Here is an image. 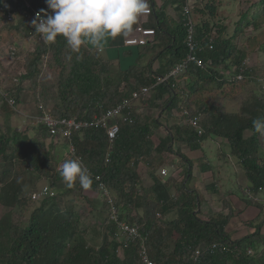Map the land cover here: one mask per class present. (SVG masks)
Here are the masks:
<instances>
[{
    "label": "trees",
    "instance_id": "1",
    "mask_svg": "<svg viewBox=\"0 0 264 264\" xmlns=\"http://www.w3.org/2000/svg\"><path fill=\"white\" fill-rule=\"evenodd\" d=\"M202 1L205 2H193L190 15L194 22L193 39L196 43L193 53L202 60L203 66L189 60L182 74L188 78L184 86L179 82L181 75L178 78L169 76L154 87L148 99L140 96L137 102L131 100L129 108H125L116 118L120 130L112 148L107 131L102 127H84L73 131L71 141L61 132L52 135L43 123L32 124L34 126L30 128L35 127L33 136H29V128L17 126H7L1 132L0 158L8 166L0 170V202L8 206L24 203L20 193L26 181V170H34L46 177L56 190V195L39 198L40 205L33 210L25 225L15 223L9 216L1 217L0 264L139 263V239L127 246L122 244V251H118L121 245L116 238L118 228L116 224L108 223V205L104 200L98 216L99 223L106 230L102 232V243L98 246L88 244L76 211L70 206L65 209L61 207L66 185L63 187L64 181L59 171L47 164L60 158L56 155L57 143H63L68 148L70 142L76 148L75 155L81 157L83 166L92 176L93 184L89 190L100 192L99 175L116 200L121 218L139 226L156 264H264V220L254 222L263 210L258 197L264 193V135L257 133L252 124L256 118H264V94L253 97L242 94L240 99L243 102L235 99L240 104L234 103L230 108L219 107L216 98V89L228 96L231 91L243 93V85L259 79L256 67L248 65L247 60L253 50L264 51V41L260 40L264 36L259 35L260 28L264 26V0L253 2L241 14L233 32L220 18L223 0ZM149 2L151 12L145 25L155 29V41L143 46L139 57L151 51L152 47L155 54L145 67L139 66L142 65L139 58L127 69L120 68L116 80L110 76V64L117 63V59L108 58L104 48L98 49L85 43L77 54L71 51L61 36L54 43H45L40 38L31 23V16L33 9H47L45 0L0 2V37L5 41L0 42V57L8 53L15 58L24 51L22 40H16L14 34H23L26 40L32 39L37 43L28 50L29 57L25 63L27 72L13 74L0 71V90L15 98L17 105L26 91V80L34 77L32 93L37 109L42 103L54 117L76 115L79 119L92 120L94 116H102L130 97L133 91L152 86L157 76L169 75L191 53L186 41L187 26L183 11L186 1ZM171 6L178 11V18L169 17L167 10ZM48 11L51 12L50 9ZM12 31V38L7 37ZM247 32L248 45L240 47L237 39ZM106 38V41L112 42L113 38ZM77 55L82 59L77 60ZM153 61L157 65H152ZM54 62L62 70L52 105L50 101H45L49 93L47 88L44 92L42 77L39 76L50 70V64ZM134 79L135 83L132 84L130 81ZM123 84L128 87L122 88ZM214 85L217 88L212 91ZM0 104L12 112L16 110V106L10 105L1 92ZM148 104L162 106L166 117L177 120L174 126L170 125L166 136L160 138L159 144L153 142L152 136L155 134L154 127L161 122L156 116H141ZM34 115H40L39 110ZM191 116L198 118L202 133L199 134L185 122ZM247 132L250 134L247 135ZM211 136L228 142V155L235 157L248 180L247 193L250 197H246L247 203L260 209L258 215L245 222L253 230L241 237L234 238L228 230L229 222L238 214L235 207H230V212L218 211L203 217L200 192L194 187L192 175L194 160L178 152L187 162L183 175L171 171L165 178H159L154 173L158 168L156 164L161 166L165 159L162 158L163 152L172 149L173 144L182 142L192 149H199ZM39 145L46 149L44 153ZM108 151L110 156L107 161ZM224 154L227 155V152ZM64 156L70 159L67 152ZM142 160L151 168L149 173L153 183L149 190L141 184L139 169ZM21 161L25 163V169L17 166ZM200 168L205 171L208 166L201 163ZM217 186L214 183L207 188L215 192L218 191ZM105 210L107 213L102 219ZM237 212L242 213L241 210ZM158 213H161V218L157 216ZM249 249L253 250V254L248 253ZM196 250L201 253L195 260Z\"/></svg>",
    "mask_w": 264,
    "mask_h": 264
},
{
    "label": "rangeland",
    "instance_id": "2",
    "mask_svg": "<svg viewBox=\"0 0 264 264\" xmlns=\"http://www.w3.org/2000/svg\"><path fill=\"white\" fill-rule=\"evenodd\" d=\"M257 0H223V4L220 6V18L223 19L225 24H227L230 32H233L235 30V24L238 22L241 14L248 9L249 6L253 2ZM201 2H205L202 1ZM145 18V17H143ZM12 34L9 33L7 37L12 38ZM240 35V34H239ZM247 34H241L238 39L237 43L240 47H246L248 45L247 41ZM259 35L264 36V26L260 28ZM237 36V35H236ZM14 37L16 40H22L23 44V52L18 57H12L8 53L5 54L3 57H0V65L1 68L0 71L2 72H12L13 74H21L26 71V60L29 57V51L30 48H34L37 43L34 42L32 39H25L26 37L23 34L17 33L14 34ZM107 39V38H106ZM106 39L103 41L104 53L109 58L117 59V64H110L111 71L110 76L113 80L118 79L117 75L120 74V68L123 70L127 69L131 64H135L139 61V51L142 49V46H126L124 44V37H117L115 39H112V42L109 40L106 41ZM0 42L5 43L4 40L0 37ZM260 40L264 41V37ZM90 46L91 44L88 43ZM93 46V45H92ZM149 51V54L146 53L144 58L140 59V63L142 65H139L141 67H145L148 65L149 60L153 57L155 54L154 47H152ZM248 64L250 66L256 67V71L258 72L257 75L259 79L253 80L249 82L248 84L243 85L242 92L231 93L228 95H224L221 92L217 91L216 85L213 87L212 91L216 89V98L217 103L219 104V107L227 108L233 106L232 104H240L238 101L236 102L235 99H240L242 97V94H249L252 95V97L255 94H259V96H263L264 94V51H257L253 50L249 53L248 56ZM152 65H157L156 61L152 62ZM51 68L50 70H46L43 75H40L39 78L42 77L41 83L43 86V90L45 92V89L47 88L48 97H45V101L49 102L53 105V95L56 93L57 90V84L60 78V72L62 68L58 65V63H52L50 64ZM188 79V78H187ZM184 75H181L179 77V82L182 86H184L188 80ZM34 77H31L26 80V91L22 94V97L17 105L16 110L13 112L8 107H4V105L0 104V134L1 132H4L7 129V126L12 127H20V128H29V136H33V133L35 131V127L31 129V126H34L32 124L36 123L34 114L37 113L38 109L35 105L34 99H33V93H32V83H33ZM115 82V81H114ZM132 84L135 83V79L130 81ZM128 85L123 84L122 88H126ZM232 90V89H230ZM238 94V95H237ZM251 97V98H252ZM60 99L58 98L57 101ZM241 103L243 102V99H240ZM159 102V101H158ZM247 102L243 103L242 105H245ZM221 104V105H220ZM241 105V106H242ZM148 106V107H147ZM146 107L143 108V111L141 112V116L144 118L150 117V116H157L159 113L164 111L162 106L156 105L153 106L152 104H148ZM201 115V114H200ZM202 116V115H201ZM176 119L171 118V126L175 125ZM160 130V129H159ZM159 130L157 131L156 135H154L153 139L154 141L159 140ZM27 131V130H26ZM247 135L250 134V132L246 133ZM264 139V137H263ZM49 142L50 140L47 139ZM40 146V145H39ZM58 146V147H57ZM56 148V155L58 154L60 156L59 159L52 160V162L49 161L47 165H51L54 170H58V166L61 162L66 160L67 158L64 157V154L67 151V146L63 143H57ZM42 152L44 153L46 151L45 148L40 146ZM172 148H176L177 152H181L185 150L187 151L189 146L182 144V142H177L173 144ZM203 151H193L190 154L199 156L198 157L203 164V160L207 161L210 160L212 162V167L215 170L217 168V172L219 174L220 179L217 182L218 191H213L207 188L206 183L210 182L212 179H205L204 184H199V189L201 193L204 196H207V203L202 204L201 211L202 214L205 216H208L210 214H215L218 211H225L230 212V207L236 209L235 213H238L236 216L231 219L229 222L228 230H230L233 233L234 238L241 237L248 232H250L251 229L249 226L245 224L247 219H253L258 213L260 212V209L258 206L250 205L247 203L246 197H250L248 195V180L245 176V173L239 166L238 161L231 156L228 155V152H230L229 144L227 141L223 140L220 137L211 136L207 139L205 146L202 149ZM204 152V154H201ZM224 152H227V155L224 154ZM175 155V153H174ZM64 157V158H63ZM178 158V157H177ZM181 157H179L180 159ZM178 159V160H179ZM215 159V160H214ZM216 163L215 161H218ZM174 163L178 166H180V162L174 161ZM205 164V163H204ZM158 167V170H160L161 166L160 164H156ZM8 166V163L6 161H3L0 158V170L2 168ZM17 166L24 167L25 169V163L20 162ZM181 168V166H180ZM200 168V165H199ZM151 168H148L145 165H141V168L139 171H141V184L144 188H147L149 190L150 188V182L151 178L149 177V171ZM201 169V168H200ZM171 168L168 169V173ZM181 171V169H179ZM27 172V170H26ZM24 173V178L26 179L24 185V188L22 192L20 193V198L24 200V203L22 205L18 206H8L3 201L0 202V219L2 216L6 215L12 218V220L21 225H25L27 221H29L30 216L33 212V210L38 207L41 203V200H34L32 199V194H34L36 191V188L39 189L44 184L50 183L46 177H42L40 173H37L36 171L32 170L31 172ZM197 172H199L197 170ZM185 173V170L181 172L183 175ZM63 187L65 186V183H63ZM66 191L64 195L61 197V207L63 209L67 207H72L73 210L76 211V213L79 215L80 223H81V230L83 229L86 233L84 234L86 240L88 241L89 245H100L102 243V232L106 230V228H102V225L99 223L100 218L98 216V212L103 209L104 202L102 196L98 192H92L91 190H84L80 187L79 183H76L75 187L68 188L65 187ZM58 194V193H57ZM211 196H215V199H212ZM258 199L261 201L262 211L260 215L256 218L254 222L259 223L260 221L264 220V193L261 194V196L258 197ZM233 205H232V204ZM229 204V205H228ZM248 208V209H247ZM238 210H241V214L237 212ZM214 212V213H213ZM107 211H104V214H102V219L106 216ZM158 217L161 218L162 215H158ZM246 218V219H244ZM101 219V220H102ZM262 235H264V226L262 227Z\"/></svg>",
    "mask_w": 264,
    "mask_h": 264
},
{
    "label": "clouds",
    "instance_id": "3",
    "mask_svg": "<svg viewBox=\"0 0 264 264\" xmlns=\"http://www.w3.org/2000/svg\"><path fill=\"white\" fill-rule=\"evenodd\" d=\"M194 1L195 0H192V6ZM0 2H4V0H0ZM45 3L48 6L47 9H41L40 11H38L34 19L31 16V23L35 28V32L40 34V38L45 43H54L58 36L63 37L71 51L77 54L80 53L81 47L85 43H90L96 48L102 49L103 41L106 39V37H111L113 39L117 37H124L126 39L128 36L135 34V29L139 24H142L146 28L154 29L153 27H147L145 25V22L148 19V15L151 11L149 0H45ZM49 9L51 10V12L48 11ZM155 35L156 31L154 35L149 39V41L143 45H126L125 40L124 44L126 46H147L150 43H154ZM13 52L14 51H12V53ZM144 57L145 55L140 58ZM76 58L77 60L82 59L80 55H77ZM0 69H2L1 65ZM185 70L178 75L169 74L162 77H166V79L169 76L178 78V76L182 75ZM158 77L159 76H157V78ZM158 84L159 82L156 81L155 83L151 84L152 86L145 87L150 88L149 93L151 94L154 87ZM133 92L131 93V96L127 98L130 100V102L131 100L137 102L138 98H133ZM4 98L6 99L5 96ZM145 98L148 99V97ZM6 101L8 102L7 99ZM17 105L15 100V104L12 106H16L17 108ZM185 122L188 123L194 129H196L197 132L200 134L199 129L192 126L191 123L188 122V119H186ZM252 124L257 133L264 135V118L258 117L252 121ZM66 152L68 154V148ZM108 152L110 153V151ZM82 163L83 162L79 160L70 158L64 160L62 165L60 166L58 170L59 175L62 177L65 185L68 188H72L77 181L79 182L80 187L84 190H88L92 187V176L89 170L84 167ZM168 167L171 168L169 172L175 171L176 175H179L183 171L182 167L180 168V166L175 164H171ZM163 169H166L165 174L162 173ZM179 169H181V171ZM160 173L161 175L166 177L169 174L168 168L162 167L160 169ZM40 188L38 190H40ZM98 193L101 195L100 192ZM158 215H161V213H158ZM108 223L114 224L109 222V220ZM120 244L121 245L118 249L119 252H121L123 249L122 243ZM248 253L253 254V250L249 249Z\"/></svg>",
    "mask_w": 264,
    "mask_h": 264
},
{
    "label": "built area",
    "instance_id": "4",
    "mask_svg": "<svg viewBox=\"0 0 264 264\" xmlns=\"http://www.w3.org/2000/svg\"><path fill=\"white\" fill-rule=\"evenodd\" d=\"M186 4L184 5V14L186 16V26H187V44L190 47L191 53L188 55V58L184 62L178 63L175 68L171 71V75H178L182 71L186 69L187 62L189 60H193L197 63L198 66H203V62L201 59L196 58L193 51L195 49V41L193 39L194 35V22L190 15L191 7H192V0H185ZM27 6H30L29 3H27ZM39 10L33 9L32 17L35 18L36 13ZM151 12V11H150ZM155 30L152 28H146L142 24H139L135 29V34L130 35L125 39L126 45H143L146 44L149 39L154 35ZM14 51V48H12ZM239 78H242L241 75L238 76ZM166 77L159 76L157 78L158 82H162L165 80ZM1 95L5 96L8 102L12 105L15 104V99L13 97H9L7 92L1 91ZM150 88L149 87H143L141 91H135L133 92V98H139L141 95L148 97L150 94ZM130 100L128 98H125L123 102L119 103L117 106L109 109L106 113H104L102 116H94V119L88 120V119H79L78 116H61V117H54L53 113L45 107L42 103L39 104L38 110L40 112V115H35V122L36 123H43L45 124L50 133L52 135H56L57 133L61 132L63 136L68 138L70 141L72 140V133L73 131L81 130L84 127H96V128H105L108 134V139L110 142V145L112 147V144L114 143L115 138L118 135V132L120 130L119 124L116 122V118L119 114L123 112L125 108H129ZM188 122L191 123L192 126L199 129V132H202V129L199 125L198 118L189 117ZM76 148L74 147L73 143L70 142L68 145V154L71 159H76L82 162L81 157H77L75 155ZM109 152L107 153L106 160H109ZM63 163V162H62ZM62 163L59 164L58 170ZM162 173H166V169L162 170ZM98 180V187L100 190V193L102 197L104 198L105 202L108 205V213H109V222L114 223L117 225V233L116 238L122 243L124 246H127L130 242L134 240H140L139 247H138V255H139V263L137 264H155V262L152 260L148 246L146 245V238H143L140 232V228L138 225H132L129 224L126 220L122 219L120 216V208L114 199V197L111 195L109 188L107 187L106 183L101 179V177L97 176ZM55 189L50 184L43 185L40 190L36 191L34 194H32L33 199H39L42 197H49L55 195ZM212 247H215L213 245ZM200 250H196L194 254V258L197 259L200 255Z\"/></svg>",
    "mask_w": 264,
    "mask_h": 264
},
{
    "label": "crops",
    "instance_id": "5",
    "mask_svg": "<svg viewBox=\"0 0 264 264\" xmlns=\"http://www.w3.org/2000/svg\"><path fill=\"white\" fill-rule=\"evenodd\" d=\"M163 0H157V2H158V4H160L161 2H162ZM167 12H168V15H169V17H171V18H178V15H179V13H178V11L175 9V7H173V6H171L168 10H167ZM156 119L158 120V121H160L161 123H159V125L157 126H155L154 128H155V134L154 135H156V133H157V131L159 130V140L158 141H154V139H153V137H154V135L152 136V140H153V142L155 143V144H159V142H160V138H162V137H165L166 136V134H167V130L168 129H170V125H171V122H170V119L168 118V117H166V115L163 113V112H161V113H159L157 116H156ZM175 143V142H174ZM205 143H206V141L203 143V146H202V148L205 146ZM201 148V147H200ZM203 151L202 149H192V148H188V150L186 151L185 150V152L184 151H182L181 150V154H185V155H187L190 159H192V160H194V165H193V167H192V175H193V177H194V187L200 192V198H201V202H202V204H206L207 203V199H208V197L207 196H204L202 193H201V191H200V189H199V184L201 183V184H204L205 183V179L206 178H208V179H212L210 182H208V183H206V185H209V186H211V185H213L214 183H217L218 182V180L220 179V177H219V174H218V172L216 171L217 170V168L214 170L213 169V167H212V162L210 161V160H207V161H204L203 160V162L208 166V169H206L205 171H203V170H201L200 168H199V164L201 165V160L198 158V157H200V156H202V155H199V156H196L195 157V155H191L190 153L191 152H193V151ZM174 153H175V155H174ZM178 152H177V150H176V148H172V149H169L168 151H164L163 152V156H162V158H165L164 159V161H163V163H162V165H161V168L162 167H167L168 169L170 168V167H168L169 165H171V164H175L174 163V161H178V162H180V166L183 168V170H185L186 169V167H187V162H186V160L181 156V155H179V154H177ZM201 154H204V152H202ZM178 157V158H177ZM179 157H181L180 159H179ZM179 159V160H178ZM215 160V159H214ZM145 160H142V162H141V165L143 164V165H145ZM216 163H218L219 162V160L218 161H215ZM176 165V164H175ZM160 168V169H161ZM197 170L199 171V172H197ZM151 173V172H150ZM149 173V177L151 178V182H150V185L153 183V179H152V176H151V174ZM155 173V176H157V177H159V178H165L163 175H161V173H160V170H158V168L156 169V171L154 172ZM208 187V186H207ZM211 198L212 199H215V196H211ZM202 204H201V207H202ZM248 209V208H247ZM244 219H246V218H244ZM248 220V219H247ZM250 231H252V230H250Z\"/></svg>",
    "mask_w": 264,
    "mask_h": 264
}]
</instances>
